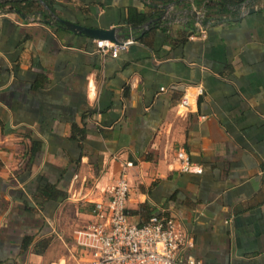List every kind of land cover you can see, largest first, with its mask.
Returning a JSON list of instances; mask_svg holds the SVG:
<instances>
[{
	"label": "crops",
	"instance_id": "obj_1",
	"mask_svg": "<svg viewBox=\"0 0 264 264\" xmlns=\"http://www.w3.org/2000/svg\"><path fill=\"white\" fill-rule=\"evenodd\" d=\"M172 2L175 21L154 15L163 0L0 16V264H74V230L94 219L84 196L107 200L124 171L131 221L146 203L181 218L203 264H264V0L196 31L180 12L193 4ZM50 12L122 34L148 19L112 56ZM180 149L200 171L181 169Z\"/></svg>",
	"mask_w": 264,
	"mask_h": 264
},
{
	"label": "built area",
	"instance_id": "obj_2",
	"mask_svg": "<svg viewBox=\"0 0 264 264\" xmlns=\"http://www.w3.org/2000/svg\"><path fill=\"white\" fill-rule=\"evenodd\" d=\"M192 7L201 13L203 21L201 9L196 8L194 3ZM169 11L168 15L172 16ZM3 14L0 10V16ZM194 26L199 28L202 24L195 21ZM125 36L127 39L122 42L96 40L98 52L101 55L118 56L137 41L132 33ZM199 93H203L202 88H199ZM181 104L189 105L186 95L182 97ZM177 158L181 161L183 171H200V167L190 160L184 149L178 151ZM134 165L133 161H127L124 168ZM130 190L124 171L119 179L106 188L107 200H93V191L84 196L93 202L94 219L74 230V241L81 251L75 257L74 264H203L200 259L189 254L195 239L178 215L155 213L144 224L130 220L126 205Z\"/></svg>",
	"mask_w": 264,
	"mask_h": 264
},
{
	"label": "trees",
	"instance_id": "obj_3",
	"mask_svg": "<svg viewBox=\"0 0 264 264\" xmlns=\"http://www.w3.org/2000/svg\"><path fill=\"white\" fill-rule=\"evenodd\" d=\"M165 3L171 2L172 0H163ZM260 0L256 2H252L251 0H194V6H196L198 9H201L203 13V22L207 21H214L216 19H223L227 18L235 13H237L239 10L238 7L241 8H249L251 6H255L259 3ZM54 0H44V3L49 6L51 10L54 11L53 7ZM7 4H10L12 8H18L21 12L24 14L33 13V12H41L43 16H47L46 9L40 2H34L33 0H27V1H8L6 3H1L0 7H5ZM237 10V11H236ZM164 13V9L159 8V10L154 14L157 16H161ZM153 15V16H154ZM147 15L143 14L140 16V20H131V23H128L123 27V31L125 32V35H128L130 33L133 34V36L136 38V40H140L137 38V34L140 33V30L136 29L139 27L137 25H143L147 22ZM139 20V21H138ZM133 22V23H132ZM153 23L158 24L157 21H154ZM194 24V22H193ZM193 31H196V27L192 26ZM128 211V210H127ZM141 214L143 217V221H141L139 224H144L147 222V220L153 215L154 209L151 208L148 204L141 205ZM134 213H139L137 210Z\"/></svg>",
	"mask_w": 264,
	"mask_h": 264
},
{
	"label": "water",
	"instance_id": "obj_4",
	"mask_svg": "<svg viewBox=\"0 0 264 264\" xmlns=\"http://www.w3.org/2000/svg\"><path fill=\"white\" fill-rule=\"evenodd\" d=\"M9 0H0V4L1 3H6ZM20 1V0H18ZM21 1H27V0H21ZM39 2H41L47 9H50L49 6H47L44 3V0H38ZM192 4L194 3V0H189ZM252 2H256L258 0H251ZM175 7V2L172 3H166L162 5V8L164 9V13L163 15H161L162 18H167L169 20H178L175 16H170L168 15V11L170 10V8ZM240 11V15H244L246 13H252L255 11V7L251 6L247 9H242L241 7L237 8ZM9 12H14L18 15H20L21 17H25V15L18 9V8H13V9H4L2 10V13H9ZM181 13H188V15H191L193 21L198 22L199 24L205 25V23L202 21L201 19V13L198 12L197 9H195L194 7H191L189 9H184L180 11ZM50 16H51V23H56L58 25H60L61 27H65L68 30L74 32V33H78V34H83L85 36L88 37H92L95 38L97 40H103V39H109V40H113L116 42H122L124 40L127 39V37L120 33L121 28L118 26H114L112 28L106 29V28H97V27H87V26H83L80 24H77L75 22H72L70 20L64 19L58 15H55V13L50 12ZM241 16H239L238 18H240ZM231 21V19L229 17L227 18H223V19H216L214 21H209L206 24H216L217 22H229Z\"/></svg>",
	"mask_w": 264,
	"mask_h": 264
},
{
	"label": "flooded vegetation",
	"instance_id": "obj_5",
	"mask_svg": "<svg viewBox=\"0 0 264 264\" xmlns=\"http://www.w3.org/2000/svg\"><path fill=\"white\" fill-rule=\"evenodd\" d=\"M9 1H16L17 2L18 0H9Z\"/></svg>",
	"mask_w": 264,
	"mask_h": 264
}]
</instances>
